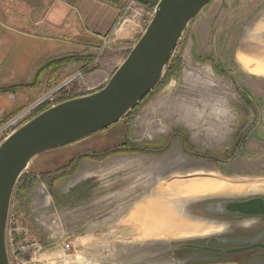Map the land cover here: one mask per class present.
I'll list each match as a JSON object with an SVG mask.
<instances>
[{
    "label": "rangeland",
    "instance_id": "rangeland-1",
    "mask_svg": "<svg viewBox=\"0 0 264 264\" xmlns=\"http://www.w3.org/2000/svg\"><path fill=\"white\" fill-rule=\"evenodd\" d=\"M145 27L132 41L111 35L50 62L54 44L41 29H23L31 39L0 30V97L9 90L21 94L17 87L27 83L33 66L38 74L63 59L81 61L44 70V86L36 74L40 92L47 95L76 76L19 125L64 99L95 92ZM257 63L264 71V0H214L188 24L158 87L127 117L34 158L18 180L11 212L29 239L41 244L40 258L47 264H238V245L260 241L261 233L250 239L238 234L264 225V214L228 208L251 199L264 202V73L256 71ZM193 88L209 96L203 108L210 119L217 111L233 114L228 135L216 137L201 126L208 124L201 117L194 120L196 129L187 130L162 114L164 97L194 101L202 112V93L192 94ZM139 148L188 161H165L152 170L139 156H129ZM235 156L238 168H229ZM219 241H226L224 248L206 249ZM63 244H70L68 253L61 251Z\"/></svg>",
    "mask_w": 264,
    "mask_h": 264
},
{
    "label": "water",
    "instance_id": "water-1",
    "mask_svg": "<svg viewBox=\"0 0 264 264\" xmlns=\"http://www.w3.org/2000/svg\"><path fill=\"white\" fill-rule=\"evenodd\" d=\"M137 1L142 5L150 3ZM212 1L161 0L138 41L101 89L50 106L0 143V264H10L6 228L11 200L31 161L45 152L104 131L127 117L158 87L188 24ZM228 208L243 215L264 214V202L260 199L237 202Z\"/></svg>",
    "mask_w": 264,
    "mask_h": 264
},
{
    "label": "crops",
    "instance_id": "crops-1",
    "mask_svg": "<svg viewBox=\"0 0 264 264\" xmlns=\"http://www.w3.org/2000/svg\"><path fill=\"white\" fill-rule=\"evenodd\" d=\"M128 2L129 0H0L1 20H3V22L0 20V30L17 33L21 37L31 39L34 38V35L26 33L23 29H41L46 35L43 39L54 44L53 50L48 54L47 62H50L53 59L73 54V52L83 51L85 49L84 44H87L88 47L90 45L98 46L100 41L109 39L111 35L117 39L132 41L137 31L139 32L141 26L148 20L149 7L142 5L136 19L128 21L125 29L124 27L120 28L123 25H120L122 11ZM8 9L11 13L6 12ZM129 24L133 27L130 28ZM118 28L120 30L116 32ZM81 30H84L87 38L82 35ZM4 56L7 58L8 53ZM38 68L33 66L27 76V83L17 87L23 91L21 94L17 95L13 90H9L0 97V119L10 117L16 112L26 109L25 106L28 108L46 96L40 92L41 86L38 87L35 84ZM38 77L40 80L38 83L44 86L42 73ZM196 89L203 96L201 100L202 112L196 111L194 101L191 103L182 102L180 99L168 101V98L164 97L160 104L162 114L170 115L175 119L178 126L187 130L196 129L193 125L194 120L201 117L203 121L208 122V124L204 122L205 124L201 126L206 128L207 125L210 130H214L216 137L223 133L228 135L232 127L233 114L225 112L222 117L217 111L215 118L210 119L207 116V110L203 108V104L211 103L208 99L209 96H206L205 92H201L198 88H193L192 94L195 93ZM35 93L38 94V97L35 101L29 102L28 98ZM213 109L216 107L214 106ZM166 153L167 151L164 150H148L147 148H139L138 151L129 150L128 152L129 156H139L142 162L150 164L152 170L163 167L165 161L166 163L170 161L186 163L188 161V158L185 157H182L181 160L168 157ZM227 162L229 168L233 165L236 166L238 157L235 156L234 159ZM220 165L227 167V164ZM236 168L238 167L236 166ZM236 168L233 170L234 173L238 172Z\"/></svg>",
    "mask_w": 264,
    "mask_h": 264
},
{
    "label": "built area",
    "instance_id": "built-area-1",
    "mask_svg": "<svg viewBox=\"0 0 264 264\" xmlns=\"http://www.w3.org/2000/svg\"><path fill=\"white\" fill-rule=\"evenodd\" d=\"M160 1L161 0H149L150 3L147 4L149 7V12L147 13L148 20L145 21V26H147L153 17ZM141 6L142 4L137 0H129L126 8L122 11L120 25L128 22L129 18L135 20L141 11ZM46 99H48V97L45 98L42 103L46 101ZM42 103L37 106H30L21 110L15 116L2 123L0 125V143L9 137L14 130L20 126V122L23 121L33 109L40 106ZM6 243L10 264H47L40 258V251L42 249L41 244L37 241L29 239L27 228L16 224V219L11 211L6 228ZM70 249V244H63L61 247V251L63 253H68Z\"/></svg>",
    "mask_w": 264,
    "mask_h": 264
},
{
    "label": "flooded vegetation",
    "instance_id": "flooded-vegetation-1",
    "mask_svg": "<svg viewBox=\"0 0 264 264\" xmlns=\"http://www.w3.org/2000/svg\"><path fill=\"white\" fill-rule=\"evenodd\" d=\"M260 237V241H252L249 243V245H238V264H264V225H259L255 227V229L251 231H246L244 233H239L238 238L244 239V238H252L253 236L256 237L258 234ZM226 241H219V243L215 244H208L206 249H220L224 248V244ZM214 254V253H213Z\"/></svg>",
    "mask_w": 264,
    "mask_h": 264
},
{
    "label": "trees",
    "instance_id": "trees-1",
    "mask_svg": "<svg viewBox=\"0 0 264 264\" xmlns=\"http://www.w3.org/2000/svg\"><path fill=\"white\" fill-rule=\"evenodd\" d=\"M78 61H81V60H79V59H63V60H59V61H56V62H54V63H49L48 65H46L44 68H42L40 71H38V74H37V76H39L42 72H44V70H46V69H61L63 66H66V65H68L69 63H71V62H78ZM72 98H74V97H70V98H67V99H64V100H62L61 102H63V101H66V100H69V99H72ZM145 99V98H144ZM143 99V100H144ZM142 100V101H143ZM141 101V102H142ZM140 102V103H141ZM137 107V106H136ZM135 107V108H136ZM134 108V109H135Z\"/></svg>",
    "mask_w": 264,
    "mask_h": 264
},
{
    "label": "bare ground",
    "instance_id": "bare-ground-1",
    "mask_svg": "<svg viewBox=\"0 0 264 264\" xmlns=\"http://www.w3.org/2000/svg\"><path fill=\"white\" fill-rule=\"evenodd\" d=\"M127 24H128V22H126V23H124L122 26H120V28H122V27H127ZM120 28H118L117 30H116V32L118 31V30H120ZM125 29V28H124ZM124 32V31H123ZM247 69L248 68H250V67H247V66H245ZM255 68H257L256 69V71H260V72H263L264 73V71L262 70V69H259L258 67H259V64L257 63L255 66H254ZM253 68V67H252Z\"/></svg>",
    "mask_w": 264,
    "mask_h": 264
}]
</instances>
